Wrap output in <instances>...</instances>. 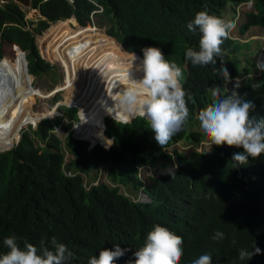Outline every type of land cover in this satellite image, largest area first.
I'll use <instances>...</instances> for the list:
<instances>
[{"label":"trees","instance_id":"obj_1","mask_svg":"<svg viewBox=\"0 0 264 264\" xmlns=\"http://www.w3.org/2000/svg\"><path fill=\"white\" fill-rule=\"evenodd\" d=\"M250 2L254 12L247 14V21L240 29L241 35H245L254 28L264 29V0H33V7L47 19L40 18L38 22L29 21L28 12L13 0L0 5V76L34 78L51 72L55 67L42 57L37 35L44 34L51 23L70 19L67 21L72 24L76 20L73 17L89 28L93 25L92 15L101 8L103 13L95 14L94 18L101 17L107 22L106 34L114 45L105 54L108 72L101 73L103 80L87 92L91 94L90 102L99 98L97 104L112 107L108 96L119 91L116 81L120 87H126L124 70L118 64L123 61V49L128 55L136 58V54L143 59L142 49L156 47L182 69L181 83L189 109L182 130L161 148L146 120L138 118L130 125L119 124L122 121L107 110L97 114L95 110L93 115L92 102L90 120L96 114L93 133L87 132L82 115L76 128V139L90 142L92 151L89 152L87 142L76 141L72 136L66 142L70 155L76 158L68 165L69 170L76 169L85 176L99 172L102 167L109 170L108 178L114 187L102 184L90 192L85 189L83 177L66 176L63 143L55 134L56 126H62L66 116L71 121L78 119V110L62 108L65 117L58 118L56 125L52 120L41 122L36 134L47 141V148L36 146L29 134L14 149V140L9 139L4 151L12 150L0 154V235L13 233L20 239L40 242L55 237L57 242L72 249L69 264H88L92 256L98 257L101 249L119 245L130 250L114 264H127L133 258V248L140 245L141 236L146 233L141 227L153 229L160 225L183 239L179 264H192L205 253L212 255V264H264V156L249 158L246 165L234 168L232 157L242 152V148L222 145L210 156L163 152L183 140L194 145L204 140L198 133H188L187 125L193 124L199 111L211 102L214 88L220 86L226 91L228 82L217 71L221 62L226 64L232 79L252 72L239 60V54L249 50L250 43L240 44L231 33L221 45L224 55L215 58L216 64L193 66L185 52L189 47L198 49L200 33L190 31L188 22L200 11L222 18L228 5L236 13L240 5ZM52 31L57 30L54 27ZM5 44L20 46L27 59L17 48L14 61L4 58ZM46 51L53 56L47 47ZM138 61L140 65L142 61ZM246 62L250 65V60ZM131 76L139 79L142 73ZM255 82L256 87L248 81L238 92L242 99L252 101L258 112L264 113V74ZM5 88L1 80L0 95H5ZM74 102L82 104V101ZM72 128L70 125L66 130ZM173 158L177 176L151 179L153 184L144 190L152 204H134L120 194L116 186L132 185L136 191L141 188L142 181L135 174L137 166L153 169L163 162L158 169H165L174 165ZM110 214L118 216L103 222L87 244L76 243L74 232L67 229L72 223L93 224ZM217 231L224 233V239H212ZM255 247L260 249V254L250 260L239 259V250L253 252Z\"/></svg>","mask_w":264,"mask_h":264},{"label":"clouds","instance_id":"obj_2","mask_svg":"<svg viewBox=\"0 0 264 264\" xmlns=\"http://www.w3.org/2000/svg\"><path fill=\"white\" fill-rule=\"evenodd\" d=\"M247 5L253 6V3L250 2L240 5L236 9V13H234L235 16L238 14L237 10L240 7ZM34 10L39 9L33 7V11ZM100 10L101 11L92 15L93 23L95 14L101 15L103 13L101 8ZM252 12H254V10L246 12L245 17ZM73 18L77 20L81 27H85L79 23L76 17ZM64 21L66 20L51 23V27L53 28ZM92 26H89V28H92ZM187 28L192 32L198 31L200 33V40L198 49L189 47L186 50V59L189 60L193 66H205L208 64H216L217 61L215 58L224 55L221 45L229 38L230 33L236 28V22L234 20H224L218 16L210 15L205 10L197 12L194 19L188 22ZM114 41L117 43L116 40ZM16 47L20 46L14 45L15 49ZM142 52L143 59L140 56H137L143 61L136 69L138 72L142 73V76L139 79H133L129 76L126 87L120 88L119 91H115L111 96H108L112 101V107L107 110H113L114 112L119 113L124 122H129L131 118H141L146 120L151 132L154 133L156 143L163 148L169 143L174 135L182 130L189 116V109L186 100L187 93L181 83L183 73L182 69L176 63L170 62L165 58L159 48L146 47L142 49ZM57 60L60 66L67 70L62 61L59 59ZM246 64H244V67L252 69V71L254 70L259 74V78L256 79L259 81L264 74V64H259L258 67L255 62L252 63L250 61V65L247 64L248 66H246ZM253 64H255V67L250 68ZM217 71L222 73L225 82H228L226 83V91L220 86H217L212 90L211 102L208 106L202 108L196 117L199 124V132H192L198 133L202 136L204 139L200 143L203 144L202 147L205 146V144H211L210 151L200 152V144L194 145L189 142H187L188 144H185L184 142H186V140H183L164 149L163 152L168 155H172L176 152L188 156L191 153L210 156L213 155L222 145L242 148V152H237L232 157V161L235 162V168L240 165H246L249 158L255 160L264 156V113L258 112L256 105L250 100L242 99L238 92V90L248 81L253 82V87L257 86V83L255 82L256 80L251 78L252 72L232 79L226 64L223 62H221V66ZM68 109L79 110L77 108ZM78 112L80 113V111ZM53 119L54 117L45 120L53 121ZM76 126L74 128L75 136ZM58 129L59 128L56 127L55 134ZM73 139L76 140L75 137ZM81 142L87 141L83 140ZM20 143H18V145ZM178 147L183 151L190 149H194L195 151L181 153L179 152ZM171 151L172 153H170ZM173 163L174 165L168 166L165 170L158 169L161 167L158 166L159 164L153 169L148 166H137L135 168V174L142 181L140 175L143 172L147 169L150 171L157 169L161 172L156 175L155 180L162 177L174 179L177 176L178 169L175 158H173ZM66 168L67 166H65V174L68 178H87V176L79 173L76 169H72L68 172L66 171ZM152 184L153 181H142L141 188L138 190H142L141 192L147 197L146 201H133L128 198L127 194H125L124 197L134 204L150 205L153 201L148 198L144 193V190L147 185ZM100 185H102V183L96 186H88L87 183L85 184L84 179V186L87 192L99 188ZM110 187L114 186L111 185ZM116 187L120 189V194L121 189L125 190L122 186ZM134 198H137V195H134ZM117 216L118 214H110L102 217L93 224L82 225L79 223H72L67 226V229L74 232L76 243L87 244L90 238L97 232V228L103 222L113 221ZM141 228H144L146 233L141 236L140 245L133 248V258L130 259L127 264H179V261L183 256L182 237L160 225H155L153 229L145 226H142ZM212 239L222 240L224 239V233L217 231L214 233ZM0 249V254H3L0 255V264H69V261L73 256L72 249L70 250L66 243L57 242L55 237H53L51 241L49 239L42 242L31 240L26 241L25 238L20 239L13 233H8L0 235ZM129 250L130 249H122L119 245H114L112 249L103 248L99 251L98 257L94 255L88 260V264H114L117 259L123 257L125 252ZM257 254H260V249L256 247L253 252L241 249L238 252V257L241 260L245 258L250 260L253 255ZM212 260V255L210 253H205L194 259L192 264H212Z\"/></svg>","mask_w":264,"mask_h":264},{"label":"rangeland","instance_id":"obj_3","mask_svg":"<svg viewBox=\"0 0 264 264\" xmlns=\"http://www.w3.org/2000/svg\"><path fill=\"white\" fill-rule=\"evenodd\" d=\"M9 2H10V0H0V5L5 6ZM20 5L24 9V11L28 12L27 18L29 21L38 22L40 20V18H41L40 15L39 16L34 15L33 9H29L21 3H20ZM251 10H254L253 6H251V5L242 6L237 10L238 14L235 16L232 7H230V5H229L228 8L226 9L224 15L222 16V19L234 20L236 22V28L231 32V37L234 40H238L240 44L250 43V49L249 50H243L239 54V60L241 62H243L244 64L247 63L246 60H250L252 63L255 62L257 67H258L259 64L260 65L264 64V30L259 29V28H255V29H251L245 35H241V33H240V29H241L242 25H244L246 22L245 13L251 12ZM53 29L54 28H52L50 26L46 30V32H44V34H42V35L38 34L37 35V44L40 48V52H41L42 57L47 62L51 63L55 67L51 72L45 73L41 77H34L35 82L33 84H30V82H28V84L27 83L25 84L24 83V80H25L24 77L23 76L18 77V75L14 76V77H12V76H7V77L0 76V78H3L5 80V82L7 84H9V86L11 85L15 89L16 88H23V93H24L25 99H26L24 103L26 104L28 113L30 115L43 118L45 116H51L50 114L53 113L54 114L53 122L55 123V125H56L58 118H64L65 117V114L61 113L60 109L67 108V107H61L57 110V113H56L54 110L55 106H57L59 103H63L64 105L69 106V107H75L76 105L80 106L81 108L84 109V111H87V113H85L87 115V118L85 117L84 112L83 111L81 112V115L84 117L85 120H87V121H85V123H86L85 128L87 129V132L92 133V130L90 129V126L88 124V121H90V118L88 116V115H90V110H89L90 108L88 109V106L90 107V105L92 103L91 104L82 103L83 105L81 103H75L74 101H76L78 99L76 96L77 94H74V93L71 94V92H69L68 95H66L65 93H60V94H57L54 96H50L53 92L56 91V89L61 87L63 84H66L67 81H66L65 77H68V74H67L65 68L60 66V64L58 63V60L56 58V55L58 53V50L56 51V48H58L56 43L57 42L60 43V41L63 40L62 37H64L67 41H69L68 36H69L70 27L68 24L62 23L61 25H59L60 30L58 32L52 31ZM90 29L91 30H88V31L87 30L81 31V33H84V35H86V36L89 33L90 41L87 42V37H83V41L85 43H90L92 46V44H96V43L98 44L100 42V40L103 39L102 37H97L99 34L93 35L94 32L98 31L100 33L102 32L104 35H107L106 34V31L108 29L107 22L105 20H102L101 17H97L94 19L93 26ZM73 31H74L73 36H75V34L80 32V31L77 32L74 29H73ZM59 32H61V33H59ZM91 33H93V34L90 36ZM48 36H49V38L47 40ZM74 44L77 47H78V44H79V46L81 45L80 42H77V44L76 43H74ZM117 45L120 46L119 44H117ZM46 47L49 48L51 51L53 49V51H52L53 56H51L47 51L45 52ZM107 49H109V48H107ZM3 54H4V58L8 57L10 60H13V61L16 59V51H15V48L12 44H5L4 45ZM123 56H124L123 61H121V62L118 61V64L124 70L125 78H126V82H125L126 85L125 86H127L128 77L130 76L132 78L131 75L133 73H138V71L136 70L138 63H137V58H134L133 56H130V55L126 54L125 52H123ZM77 57L79 58L78 60H81V61L85 60V59H82L81 57H79V55ZM76 58L74 60H77ZM84 58H85V56H84ZM75 63H76V61H75ZM246 66H248V65L246 64ZM250 68H252V67H250ZM83 70H84V68H83ZM251 78L256 80L257 78H259V74L253 70ZM110 79L112 80V78H110ZM90 88H92V84L86 87V89H88V90H90ZM40 91L42 92V94H44V95L46 94V96H48V97H42L40 94L38 95L37 93ZM79 94H80V96H84V95L87 96L88 93L82 91ZM9 95H10V91H9L8 87L6 86L5 95L4 96L0 95V99L6 98ZM66 100L69 102V104H65L63 102ZM95 105H97V107H94V105L92 106L93 115H94L95 110H96V114H97V112L100 110L105 111L108 108H110V107H103L99 104H95ZM13 107H14V105L11 107V110H13V109L17 110V108H18L16 105L14 108ZM107 111L111 112L113 116L118 117V119L120 118L121 120H123L122 116L119 113H116L113 110H107ZM2 112H3V106L0 105V113H2ZM52 118H53V116H52ZM20 119H21V117L19 118V121H20ZM79 120H80V118L78 117L77 120L71 121L66 116L64 118L63 125L60 127L56 126L57 128H59L56 131V136L63 143V146H62L64 148L63 153H65V155H66L65 166H67L66 171H68V172L71 171V170H69V167H68L69 163L74 162L76 160V158H75V156L70 155L66 142L68 141V138L70 136H72L73 138L76 137L74 135V128L78 123H80ZM91 120H93V117L91 118ZM40 122H41V120L36 121L35 125H38ZM27 124H28V122L23 125L24 127L22 126L19 139H17L15 136H12L11 134H8V133L4 136L1 135L0 137L3 136L2 146L4 145V147H6L7 141H9V139L12 138L14 140L13 146H15V144H16L15 147H17L18 143H20L22 141L25 134H29L32 141L35 142L36 146H43L44 148H47V141L42 140L36 134L37 130L40 129V127H36L34 124H31V123H30L31 125H29L27 127ZM70 125L73 126L72 130L67 131L66 129ZM76 128H77V126H76ZM64 129L66 131H64ZM192 132H199V124H198L197 119L194 121L193 124H191V123L188 124V133H192ZM76 140L77 141H83L81 139H76ZM184 143L188 144L187 141ZM202 145L203 144H200V146H201L200 152L210 151V145L211 144H205V146H203V147H202ZM178 150L181 153L195 151L194 149L183 151L180 147H178ZM1 152H2V150H1ZM170 153H172V151ZM162 163H159L158 166H162ZM159 172H161V171H158L157 169H154L152 171L147 169L145 172H143L140 175V178L142 179L143 182H145V181L151 182L152 181L151 179H155L156 175ZM108 173H109L108 168L102 167L99 170V172L94 171V172L90 173V175H88L87 178H84L85 184L87 183L88 186H96V185L102 183V184H105L106 186H111V182L108 178ZM141 191L142 190L135 191L134 188L131 185H129L125 188V190L121 189V194L123 196H125V194H127L128 198L133 200V201H136V202L142 201L143 202V201H146L147 197ZM134 195H137V198H134Z\"/></svg>","mask_w":264,"mask_h":264},{"label":"bare ground","instance_id":"obj_4","mask_svg":"<svg viewBox=\"0 0 264 264\" xmlns=\"http://www.w3.org/2000/svg\"><path fill=\"white\" fill-rule=\"evenodd\" d=\"M66 22L69 23V27H72V28L75 27L69 21L66 20ZM61 24L62 23H60V24H58V25H56L54 27H57V26H59ZM84 28H86L87 30H91L88 27H84ZM73 29L74 30H77V27H75ZM59 33H61V32H59ZM73 33H74V31H73ZM92 34L93 33H91L90 36ZM96 34H99L97 37H102L104 40L102 39V40H100V42L98 44L97 43L96 44H92V46H91L90 43H85L83 41V37H85V36H83V35L81 36L79 33L75 34V36H76L75 43L76 44H77V42H80L81 43L80 46L78 44V47L75 44H70V42L67 41L64 37H62L63 40L60 41V43L59 42L56 43V45L58 46V48H56V51L58 50V53L56 55V58L59 59L60 61H63V63H64L65 66H67V67L70 66V62L78 56V54H77L78 51H80V53H83V55L85 56V58H84L85 60L84 61H81V60H78L79 59L78 57L76 58L77 60H75V61H76V64L78 65V69L76 71L77 73H76L75 77H72V73L70 72L69 69H67V73H68V82H67V84H63L61 86V89H59L58 91L56 89V91L53 92L50 96L57 95V94H59V93H61L63 91L62 93H65L66 95H68L69 92H71V94L72 93L77 94L76 96H77L78 99L77 100L75 99V100L76 101H82V103H89V104H91L92 102H94V104H97V103L100 102L99 101L100 100L99 98H98V100H92L90 102V96H91L90 93H88L87 96L86 95L80 96V94H79L82 91L83 92L92 91L95 88V86H96V83L94 81V78L96 77L98 79V81H100L102 79L101 73L108 72V70H107V68L105 66L104 51L110 50L113 47L114 44H111L109 37L106 36V35H104L102 32L100 33L98 31H96V32H94L93 35H96ZM107 48H109V49H107ZM52 51H53V49H52ZM52 51H51V53H52ZM124 52L126 54H129L125 50H124ZM135 56H136V58H138L141 61H143L137 55H135ZM138 59H137V63L139 65ZM79 68H80V70H79ZM83 68H84V70H83ZM82 72L85 75V77H82L81 76ZM2 76L3 77H7L8 75H2ZM12 77H13V75H12ZM18 77H20V76H18ZM23 77L25 79L24 80V83L25 84L26 83L28 84V82H30V84H33L35 82V79L33 77H30V76H27V75H23ZM1 80H4V79L2 78V79H0V81ZM116 82H117L116 83V86H118L119 90H120V88H123L122 86L121 87L119 86L118 81H116ZM4 83L8 87L9 91H10V95L8 97H6V98L0 99V105L3 106V112L0 113V136L1 135L4 136V135H6L8 133V134H11L12 136H15L17 139H19L20 138V131L22 129V126L25 123L28 122L29 124L31 123V124H34L35 125L34 121L42 120L43 118L36 117V116L30 115L28 113L26 104L24 103L26 99H25V95L23 93V88H16L15 89L13 86H11V85L9 86V84H7L5 82V80H4ZM91 84H92V88H90V90L86 89V87L89 86V85H91ZM37 94L38 95L40 94L42 97H48V96H46V94L45 95L42 94L41 91L38 92ZM87 97L89 99H87ZM63 102L65 104H69V102L67 100L66 101H63ZM13 105H14V107H15V105L18 107L17 110H14V109L11 110V107ZM92 105L93 104H91L90 106H92ZM94 107H97V105H94ZM69 108H77V109H79L80 112L83 111V109L82 108H79V107H69ZM89 108L90 107L88 106V109ZM54 110H55V108H54ZM55 112H56V110H55ZM90 113H91V111H90ZM107 113H109V112H107ZM50 115L51 116H54L53 113H51ZM88 116H90V115H88ZM95 116H96V114H95ZM95 116H94L93 120L88 121V124L90 126V129L92 130V133H93L92 123H93V121L95 119ZM20 117H21V119L19 121V118ZM85 117L87 118V115H85ZM116 119H118V117H116ZM118 120L123 121L120 118ZM131 120L132 119H130V122H131ZM85 121H87V120H85ZM125 123H129V122H125ZM84 125H86L85 122H84ZM35 126L37 127L38 125H35ZM3 136L0 137V145H2ZM5 148L6 147H4V145H3L2 146V149H1L2 152L5 150ZM1 150H0V152H1Z\"/></svg>","mask_w":264,"mask_h":264},{"label":"flooded vegetation","instance_id":"obj_5","mask_svg":"<svg viewBox=\"0 0 264 264\" xmlns=\"http://www.w3.org/2000/svg\"><path fill=\"white\" fill-rule=\"evenodd\" d=\"M72 25H74L75 27H77V32L78 31H80V32H78L81 36L83 35V36H85V37H87V42H89L90 41V38H89V33L87 34V36L86 35H84V33H81V31H84L85 29H83L82 27H80L79 26V24H78V22H77V20H75V21H73L72 22ZM57 30V31H56ZM60 29L59 28H57V27H55V31L56 32H58ZM88 31V30H87ZM90 32V31H89ZM73 28L72 27H70V29H69V42H70V44H74L75 43V40H76V37L75 36H73ZM74 37V38H73ZM51 38V37H50ZM110 43L112 44V42L110 41ZM74 47V46H73ZM79 52V53H78ZM77 52V54L79 55V57H81L82 59H84V55H83V53H80V51H78ZM105 54H106V51H104V59H105ZM63 62V61H62ZM64 64V63H63ZM73 66V67H72ZM67 69H69L70 70V72L72 73V77H75V75H76V71H77V69H78V65L75 63V60L73 59L71 62H70V66L69 67H67V66H65ZM79 70H80V68H79ZM66 72H67V70H66ZM74 72V73H73ZM68 74V73H67ZM81 76L82 77H85V75L83 74V72H82V74H81ZM66 78V81L68 82V77H65ZM94 81H95V83H97L98 82V79L95 77L94 78ZM67 82H66V84H67ZM59 89H61V87H59L57 90H59ZM34 123H36V121H34ZM4 134V133H3Z\"/></svg>","mask_w":264,"mask_h":264},{"label":"water","instance_id":"obj_6","mask_svg":"<svg viewBox=\"0 0 264 264\" xmlns=\"http://www.w3.org/2000/svg\"><path fill=\"white\" fill-rule=\"evenodd\" d=\"M15 2H17V3H21V4H23V5H25L27 8H29V9H33V0H15ZM34 15H36V16H39L40 15V17H42L44 20H47L43 15H42V12L40 11V10H34V13H33ZM1 39H0V43H1ZM121 48H123V47H121ZM17 49L18 50H21L20 49V47H17ZM23 52V54H25V57H26V59H27V54H26V52H24V51H22ZM26 62H27V64H26V67L28 68V72H29V62H28V60H26ZM63 92V91H62ZM61 107H68V106H66V105H63L62 103H59L57 106H56V108H55V110H58L59 108H61ZM69 108V107H68ZM54 117V116H53ZM50 118H52V116H45V117H43V119L41 120V121H43V120H45V119H50ZM79 118H80V120H81V114L79 113ZM137 118H133L132 120H131V122H129V123H123L124 121H122L121 122V124H132L135 120H136ZM40 124L41 123H39L38 124V126L37 127H39L40 126ZM102 135H103V137L106 139V136L104 135V131H103V133H102ZM75 139H76V137H75ZM88 144H89V152H91L92 150H91V147H90V142H87Z\"/></svg>","mask_w":264,"mask_h":264},{"label":"built area","instance_id":"obj_7","mask_svg":"<svg viewBox=\"0 0 264 264\" xmlns=\"http://www.w3.org/2000/svg\"><path fill=\"white\" fill-rule=\"evenodd\" d=\"M63 63V62H62Z\"/></svg>","mask_w":264,"mask_h":264}]
</instances>
